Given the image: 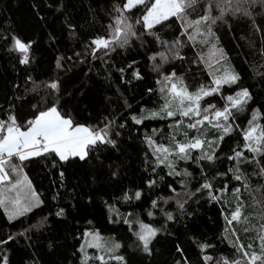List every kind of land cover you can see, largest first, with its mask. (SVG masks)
Returning <instances> with one entry per match:
<instances>
[{
	"label": "trees",
	"instance_id": "1",
	"mask_svg": "<svg viewBox=\"0 0 264 264\" xmlns=\"http://www.w3.org/2000/svg\"><path fill=\"white\" fill-rule=\"evenodd\" d=\"M120 3L121 0H0V36L15 34L21 39L35 41L32 62L25 66L18 64L17 54L8 50L11 47L10 42L0 39V105L7 108L13 97H25L16 101L15 110L19 120L30 116L29 104L25 102L30 99V95L24 92L26 77L30 75L33 80L40 82L59 75L65 86L74 91L75 98L66 99H71L69 109L82 124L95 125L108 115L118 116L119 123L141 108L159 109L164 103V94L159 91V76L152 70V61L147 58L154 49L152 44H146L144 47L133 44L124 50L117 49V52L111 54L107 64L101 60L92 61L91 72H88V64L75 67L65 64V69L70 68L69 71L55 67L58 56L82 51L83 42L92 36L105 34V26L111 21L113 5ZM251 11L257 24L264 21V7L257 4ZM135 15L139 16L140 12L135 11ZM69 25L75 26L78 39L70 37ZM178 27L179 21H170L163 28L156 26L163 39H181L184 45L180 50L181 55L186 57L183 62L173 60L164 64L160 70L162 75L174 68L177 77L183 78V83L189 91L200 85L208 86L212 80L209 72L217 74L216 60L220 53L216 49H222L227 53V58L222 62L223 68L220 71L226 68L238 72L241 76L239 86L248 87L254 97L246 110L237 114L235 125L238 127L221 142L218 149L220 159L210 170L211 174L226 172L232 166L226 157L231 155V150L238 145L243 147L242 131L247 128L253 109L260 110L261 118L258 122L264 124V83L259 75L264 73V55H261L264 50V34L255 32L250 20L240 14H226L225 20L213 27L219 39L207 44L202 43L199 36H196L195 40H188L187 36L178 32ZM50 35L55 37L54 41L49 40ZM213 43L216 45L215 49L212 47ZM200 56L203 60L191 63ZM133 60L136 61L133 68L139 69L143 79L133 80L130 85L123 84L119 79L120 73L115 71V68L124 67ZM130 76L131 70H128L125 79ZM14 85H20V88L16 89ZM148 89L152 91L149 92ZM235 90H238V87L233 85L232 88L225 86L221 91L227 96ZM207 99L217 107L225 103L219 95ZM125 102L132 106L131 109L126 107ZM2 115L3 113H0V116ZM176 119H179V116ZM173 122L172 119L156 118L145 120L142 125H133L129 121L128 127L118 139L117 148L104 149L99 153L98 159L93 158L88 163L74 161L65 166L67 171L64 187L59 186L57 173L47 161L38 158L26 162L23 173L45 203L41 208L34 209L25 217L11 223L7 221L4 209L0 207V239H6L10 233L15 235L14 241L0 245V254L8 255L9 264H28L33 257L39 260V264H81L83 254L79 248L81 243H84L82 233L86 229H95L104 240L121 244L117 254L123 255L127 264H177V261L182 260L181 253L176 251L177 245L184 250L183 256L187 257L190 264H202L200 257L203 254L212 255L216 259L235 257V249L224 237L225 217L230 218L229 213L236 203L231 190L234 186L240 187L239 182L229 179L230 172L228 176L217 177L213 182L216 188L228 185L222 203L210 200L206 193H196L185 204V209L190 215L180 217L174 202L165 206L179 217L176 222L166 223L159 212H156L154 217L147 215L151 199L172 195L166 185L172 184L178 192L182 191L177 183L180 178L168 176V169L164 165L158 166L156 173L151 172L153 157L150 153L148 164L144 162V154L148 150L143 140L144 135H152L158 143L168 145V137L175 134V130L168 127ZM152 129H157V132L153 134ZM180 131H184L183 126ZM204 132L209 140L216 136L211 128H205ZM194 134V131L189 132V136ZM176 138L183 139L181 135ZM195 155L197 153L193 152V156ZM245 155L250 154L245 152ZM183 167H188V170L198 177L195 164L180 162L178 168ZM113 171L118 172L116 177H112ZM245 171L250 174V187L248 190L242 188L239 195L245 203V215L250 216L251 223H257L260 219L261 204L264 202V177L255 174L254 166H249ZM12 176L15 179V174ZM159 176L164 179L159 180ZM150 178L157 180L158 187L148 188L145 181ZM194 185L198 186L196 180L189 185L190 191H195ZM136 189L143 193L140 201L125 203L119 200L124 191L131 192ZM21 190L27 191L23 186ZM57 191L60 195L57 200H53L52 196ZM105 201L114 203L122 214L132 212L144 223H151L155 227L166 226L167 231L153 240L150 246L151 255L135 247V237L122 220L109 222L110 214ZM59 207L65 208V217L54 215ZM44 216L48 217L45 227L39 232H30V240L16 235ZM88 221H91V224ZM231 227H235L240 243L247 245L255 239V232L245 233L243 224L233 222ZM202 243L211 244L213 247L202 253L198 247ZM86 252L89 256L103 254L94 248H87ZM89 264L99 262L92 260ZM109 264L117 262L109 261Z\"/></svg>",
	"mask_w": 264,
	"mask_h": 264
},
{
	"label": "snow or ice",
	"instance_id": "2",
	"mask_svg": "<svg viewBox=\"0 0 264 264\" xmlns=\"http://www.w3.org/2000/svg\"><path fill=\"white\" fill-rule=\"evenodd\" d=\"M257 4L264 7V0H121L119 5H113L112 13H110L111 21L105 26V34L92 36L83 42L82 51H73L72 55L58 56L55 67L69 71L70 68L65 69V64L71 67L88 64V72H91L92 61L101 60L107 64L111 54L117 52V49L124 50L133 44H138L140 47L152 44L154 49L147 58L152 61V70L160 73L164 64H169L173 60L183 62L186 57L181 55L180 50L184 46L181 39L179 37L171 41L163 39L156 26L163 28L170 21H179L178 32L181 35L187 36L188 40H195L196 36H199L201 42L207 44L219 39L213 27L218 22H223L226 14L232 16L240 14L250 20L255 32L264 34V21L257 24L251 11ZM134 10L139 11L140 15L136 16ZM193 13L198 14L193 16ZM69 35L74 40L78 39L75 26L69 25ZM0 39L10 42L11 47L8 50L17 54L18 64L25 66L31 64L34 40H24L15 34L0 36ZM49 40L54 41L55 37L50 35ZM212 47L215 49L216 45L213 43ZM216 50L220 53L216 60L217 74L209 72L212 80L208 86L200 85L195 90L189 91L187 85L183 83V78L177 77L173 68L157 80V83L161 85L159 91L164 94V103L159 109L141 108L138 112L130 114L127 119L120 120L119 123L117 122L119 117L112 115L104 116L95 125L80 123L69 109L71 99H66V97L75 98L74 91L65 86L64 80L59 75L40 82L28 75L24 92L30 95V99L25 100L30 107V116L19 120L15 110L16 101L25 99V97H13L7 108L0 105V113H3L0 116V207L4 209L7 221L11 223L20 220L21 217H25L34 209L41 208L45 203L23 173L26 162H32L38 158L47 161L57 173L59 186L64 187L67 171L65 166L74 161L88 163L93 158L98 159L99 153L104 149L117 148L118 139L123 130L128 127L129 121L133 125H142L145 120L149 119H172L174 122L168 127L174 129L175 134L168 137V145L158 143L152 135H144L143 140L148 149L144 154V162L148 164L150 153L153 157L151 172L156 173L157 167L164 165L168 169V176L180 178L177 183L182 191L178 192L172 184L166 185L172 195L151 199L147 215L154 217L156 212H159L166 223L176 222L179 217L165 206H170L171 202H174L180 217L190 215L185 209V204L196 193H206L210 200L222 203L223 194L228 191V185L224 184L216 188L213 182L217 177L228 176L230 172L229 179L239 182L240 187L234 186L231 190L236 203L229 213L230 218L226 216L225 219L228 225H233V222L243 224V231L245 233L255 232V239L244 245L239 242L235 227L230 230L226 229L233 237L230 242L237 255L231 259L227 257L216 259L212 255L203 254L200 257L201 262L202 264H264V202L261 204L259 221L251 223L250 216L244 213L245 203L239 195L242 188L248 190L250 187V174L245 171L249 166H254L257 176L264 177V124L258 122L261 118L259 109L252 110L248 126L242 131L243 147L238 145L237 148L231 150L232 154L226 157L232 166L226 172L210 173L217 160L220 159L218 149L221 142L238 127L235 125L237 114L244 112L249 102L254 99L248 87L239 86L241 76L238 72L226 68L220 71L223 68L222 62L227 58V53L222 49ZM261 55H264V50ZM198 60H203V57L200 56L191 63L195 64ZM135 63L136 61L133 60L124 67L115 68V71L120 73L121 83L130 85L133 80L143 79L139 69L133 68ZM128 70H131V76L125 79V73ZM259 75L261 82L264 83V73ZM174 81H178L179 86ZM233 85H236L238 90L224 96L221 90L225 86L232 88ZM14 87L19 89L20 85H14ZM148 91L151 92L152 89ZM217 95L225 101L221 107H217L215 103L207 99L215 98ZM125 105L129 109L132 107L127 102ZM177 116L179 119H176ZM181 126L184 127L183 132L180 131ZM205 128L215 131L214 139L206 138ZM190 131H194L195 134L189 136ZM152 132L155 134L157 129H152ZM177 135H181L183 139L178 140ZM193 152L197 155L193 156ZM245 152L250 155L246 156ZM180 162L195 164L199 173L198 177L189 171L188 167L178 168ZM12 174H15V179ZM111 175L116 177L118 172L113 171ZM158 179L162 181L164 177L159 176ZM193 180H196L198 185L193 186L194 192L189 190V185ZM145 183L150 189L158 187L156 179L150 178ZM22 186L27 191L22 192ZM59 195L57 191L52 199L57 200ZM142 195L139 189L131 192L124 191L119 200L125 203L140 201ZM104 203L110 214L109 222L116 223L122 220L135 237V247L151 255L150 246L153 240L162 232L167 231L166 226L155 227L151 223H144L134 213L122 214L114 203L107 201ZM113 214L115 219H113ZM54 215L65 217V208L59 207ZM47 219V216L42 217L16 235L30 240L31 236L28 234L34 230L41 231ZM88 223L91 224V221ZM82 237L84 243H81L79 248L83 254L81 264H89L92 260L98 261L99 264H109V261L127 264L125 257L117 254V250L121 248L120 243L104 240L95 229H86ZM14 240L15 235L10 233L6 239H0V245H7L9 241ZM198 247L202 253H206L207 249L213 245L202 243ZM87 248L97 249L103 254L89 256L86 252ZM176 251L182 255V260L177 261V264H190L187 257L183 256L184 250L179 245L176 246ZM0 264H9V257L6 253L0 254ZM28 264H39V260L33 257Z\"/></svg>",
	"mask_w": 264,
	"mask_h": 264
},
{
	"label": "rangeland",
	"instance_id": "3",
	"mask_svg": "<svg viewBox=\"0 0 264 264\" xmlns=\"http://www.w3.org/2000/svg\"><path fill=\"white\" fill-rule=\"evenodd\" d=\"M157 74L159 76V79H161L162 78V74L161 73H157ZM174 82H177L178 86H179V82L178 81H174ZM226 229H228V230L232 229L231 225L227 224V221H226L225 230H224V237H225L226 241L228 242V244L233 247L232 243L230 242V241L233 240V237L229 234V231H226Z\"/></svg>",
	"mask_w": 264,
	"mask_h": 264
}]
</instances>
